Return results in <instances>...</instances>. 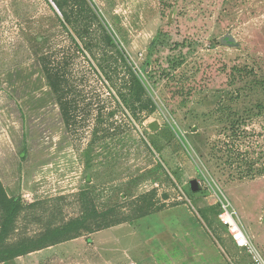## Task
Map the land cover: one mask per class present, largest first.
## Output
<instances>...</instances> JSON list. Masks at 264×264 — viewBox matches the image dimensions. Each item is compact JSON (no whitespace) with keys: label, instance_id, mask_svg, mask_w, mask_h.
Instances as JSON below:
<instances>
[{"label":"rangeland","instance_id":"rangeland-1","mask_svg":"<svg viewBox=\"0 0 264 264\" xmlns=\"http://www.w3.org/2000/svg\"><path fill=\"white\" fill-rule=\"evenodd\" d=\"M53 2L82 9L80 0ZM92 3L146 71L156 108L126 116L95 79L104 115L69 131L40 64L69 40L62 15L51 0H0V179L25 205L45 201L10 239L79 216L81 191L99 210L113 204L117 217L141 207L160 214L138 224L154 226L157 239L130 232L119 244L85 232L0 264H250L217 213L229 202L264 253V0ZM84 20L103 37L98 18Z\"/></svg>","mask_w":264,"mask_h":264},{"label":"trees","instance_id":"trees-1","mask_svg":"<svg viewBox=\"0 0 264 264\" xmlns=\"http://www.w3.org/2000/svg\"><path fill=\"white\" fill-rule=\"evenodd\" d=\"M80 2L82 9L77 14L75 9L69 12L56 2L62 15V18L59 17L60 24L69 40L52 46L40 57L46 81L56 97L68 130L76 129L81 119L87 120L91 115L103 117L106 99L95 85V79L109 90L117 111L124 115L127 116V110H130L138 117L141 114L138 105L143 111H154L156 102L150 94L146 71L139 70L108 22L101 18L92 0ZM88 15L101 21L103 37H93L91 21H81ZM121 73L123 76L126 73L128 75L121 78ZM96 107H99L97 111ZM108 115L115 116L116 110H110ZM151 127L157 130L160 123L155 121ZM257 174L263 175L262 169ZM91 197L88 191L79 193L82 206L79 216L60 224H50L35 235L20 236L13 240L10 236L18 230L17 224L22 215L29 210V217L37 218L35 209L45 201L28 202L25 205L21 198L8 195L0 179V263L77 239L85 232L95 233L124 222L133 223L149 215L141 207L135 209L131 218L117 217L114 214L117 209L113 204H109L105 210H99Z\"/></svg>","mask_w":264,"mask_h":264},{"label":"built area","instance_id":"built-area-1","mask_svg":"<svg viewBox=\"0 0 264 264\" xmlns=\"http://www.w3.org/2000/svg\"><path fill=\"white\" fill-rule=\"evenodd\" d=\"M225 202H221V208L218 214L220 222L227 227L234 244L240 250L244 251L250 260V264H264V253L252 242L249 235L238 221L231 204Z\"/></svg>","mask_w":264,"mask_h":264},{"label":"crops","instance_id":"crops-1","mask_svg":"<svg viewBox=\"0 0 264 264\" xmlns=\"http://www.w3.org/2000/svg\"><path fill=\"white\" fill-rule=\"evenodd\" d=\"M156 218H160V214H153V215H149V216H146V217H142L140 219H138L135 223H131L129 225H127V227H125L124 225H116V226H113V227H110V228H107V229H103V230H100L96 233H94V238H98V237H102L103 240H105V238L107 237H111L109 236L110 234L111 235H115L116 238H114L113 236V242H116V243H119L122 242V240L125 238L127 239V234L132 232V234H135V237L137 239L140 240H143L144 239V236H146V238H153L155 236L156 233V230H153V228H150V227H138V224L144 222V221H152V220H156ZM152 223H156V221H152ZM147 228V233L144 231L145 229ZM153 234H152V233ZM163 234H165L166 232H162ZM106 236V237H105ZM140 236V237H139ZM148 236V237H147ZM82 237H79L77 239H74V240H71V242H75L76 240H81ZM156 238V237H154ZM157 239V238H156ZM95 241V240H94ZM118 241V242H117ZM161 241V240H159ZM123 250V249H122ZM123 261H120L121 264H128L127 261H124V259H121ZM133 260V259H131ZM137 261V260H136Z\"/></svg>","mask_w":264,"mask_h":264},{"label":"water","instance_id":"water-1","mask_svg":"<svg viewBox=\"0 0 264 264\" xmlns=\"http://www.w3.org/2000/svg\"><path fill=\"white\" fill-rule=\"evenodd\" d=\"M51 2H52V4H53V6L56 8V10L61 14L60 9H59V8L57 7V5L53 2V0H51ZM229 41H233V38L230 37ZM192 187H193L194 189H197V188H198L197 181H193V182H192Z\"/></svg>","mask_w":264,"mask_h":264}]
</instances>
